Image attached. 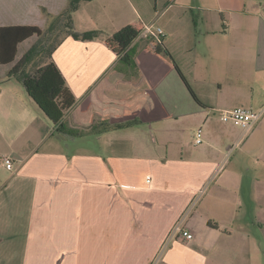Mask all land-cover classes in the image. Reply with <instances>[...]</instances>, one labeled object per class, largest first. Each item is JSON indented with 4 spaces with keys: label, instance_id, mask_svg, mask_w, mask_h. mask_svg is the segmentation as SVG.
Segmentation results:
<instances>
[{
    "label": "crops",
    "instance_id": "1",
    "mask_svg": "<svg viewBox=\"0 0 264 264\" xmlns=\"http://www.w3.org/2000/svg\"><path fill=\"white\" fill-rule=\"evenodd\" d=\"M72 1L0 0V27L62 30L52 60L77 99L63 123L93 127L76 137L59 132L19 75L8 76L38 37L19 45L15 62L0 65V264H264V114L246 132L222 120L223 110L241 107L227 98L207 104L196 93L200 103L187 106L185 83L169 62L143 64L136 56L133 65L105 43L166 14L163 47L187 79L175 48L186 44L182 26L196 45L207 36L211 44L240 37L224 47L228 53L256 39L263 57L264 0H79L73 9ZM160 4L166 10L158 15ZM86 32L96 38L73 36ZM142 41L154 54L143 36L135 49ZM252 86L232 96L261 111L263 66ZM185 119L196 122L194 138L204 129L206 147L197 152L184 142ZM93 135L97 150L74 148Z\"/></svg>",
    "mask_w": 264,
    "mask_h": 264
},
{
    "label": "rangeland",
    "instance_id": "2",
    "mask_svg": "<svg viewBox=\"0 0 264 264\" xmlns=\"http://www.w3.org/2000/svg\"><path fill=\"white\" fill-rule=\"evenodd\" d=\"M165 10L166 8H164L163 5L160 4L158 15H160ZM166 20L167 16L165 14L161 16L157 23H155V26L162 27L164 25L163 23ZM182 30L185 34L184 36L186 44L176 45L175 48L179 50L177 52L178 58L182 60L183 69L187 74V79L195 94L197 93L207 104H211L220 100L224 101L227 98V103L239 104L241 107L246 106L245 108H247V105L241 104L243 102L241 101V98H233L232 94H235L236 91L239 92V94L243 92H251L255 70L258 66L264 67V56L261 57V53L259 52L258 40L255 39V42L254 40L248 38V41L243 42L237 51L228 53L226 52L224 47L231 45V43H233V46H235L234 44H238V40L240 37L232 36V39L229 38L227 42L226 40H224V38H211V40H213V43L211 44L210 38L207 36L205 45H201L199 43L198 45H196L194 43V35L190 32L188 33V27L182 26ZM64 36L65 35L62 33V30H58L52 33H46V35L41 39L37 38L35 44L39 48H41V51L38 54L34 55L31 63H28L27 66L24 67V69H26V72H35L39 67L48 62L51 57V51L64 38ZM203 39L204 38L199 35L198 40ZM148 40L149 42L153 41L151 39ZM147 44V41H142L138 44L137 58L141 62H143V64H145L148 58L160 60V58L155 54L149 53L146 50L145 47L147 46ZM190 46H193L192 52H188V49H186ZM214 47H216V52L212 51ZM235 55H239V57L241 58L236 59ZM191 59L197 60V63H193V75L188 73L191 68L189 67L191 65ZM162 60H164V58H162ZM145 68L147 73H149V66L145 65ZM135 75H138L139 78H141L142 76L137 68ZM184 86L185 88L184 90L182 89V91L183 93H185L187 106H193V104L195 103V99L189 92L186 85ZM142 87H144L143 90L146 89L145 84H143ZM144 91H142V94H144ZM229 98H231V100H229ZM224 122H230L234 124L233 121L229 120H226ZM147 125L150 127L149 124ZM147 125L134 123L133 127L137 126L136 129L148 128ZM195 126L196 122L192 119H185L184 121H182L183 139L185 144L187 145V148L191 152H197L199 149H203L204 147H206V142H204L202 145H196L193 135ZM97 136H89L88 140L84 141L86 144H83V142L81 141L77 142L74 145V148L81 150L84 148V146L87 145L89 149L97 150ZM250 250L252 251V253H256V248H252ZM260 251L262 252V254H264V240L260 243Z\"/></svg>",
    "mask_w": 264,
    "mask_h": 264
},
{
    "label": "trees",
    "instance_id": "3",
    "mask_svg": "<svg viewBox=\"0 0 264 264\" xmlns=\"http://www.w3.org/2000/svg\"><path fill=\"white\" fill-rule=\"evenodd\" d=\"M79 0H73L72 9ZM65 16V14H64ZM68 23L71 18H68ZM47 32L42 31L37 26H13L0 27V65L11 64L16 61L18 47L21 43L37 36L41 39ZM143 33V25L134 23L121 29L119 32L109 36L105 43L107 47L116 54L120 59L137 64V49L133 46L134 42L140 38ZM77 39L91 40L96 38V33L86 32L83 34H73ZM60 42L57 44V46ZM153 49L151 50L158 57L164 58L169 62L179 73L193 98L200 103L195 92L191 88L189 81L184 76L178 64L175 62L172 54L167 48L163 47V39L156 43L151 41ZM56 46V47H57ZM55 47V48H56ZM55 48L51 51L50 60L43 66L39 67L33 74H22V69L33 60L34 55L41 51L36 44L25 54V56L14 66L8 74L9 77L18 76L25 85L30 97L34 100L41 111L50 119L57 130L68 137L79 136L88 128H69L63 123V119L67 111H69L77 102L76 96L66 83L64 76L56 63L52 60V54Z\"/></svg>",
    "mask_w": 264,
    "mask_h": 264
},
{
    "label": "built area",
    "instance_id": "4",
    "mask_svg": "<svg viewBox=\"0 0 264 264\" xmlns=\"http://www.w3.org/2000/svg\"><path fill=\"white\" fill-rule=\"evenodd\" d=\"M264 18V12L262 14ZM145 39H151L156 43L162 41L165 36V31L161 27H156L155 23L143 24V33L142 35ZM140 36V37H141ZM264 114V108L261 111H254L245 107H238L231 110H223L222 111V120L233 121L240 125V127L249 132L253 127L260 121ZM204 142V130L199 128L195 134V143L196 145H201ZM4 163L6 164L8 169L12 168V163L10 159H5ZM178 232L182 234L184 238L187 240H192L194 235L188 231L184 230L181 227H178Z\"/></svg>",
    "mask_w": 264,
    "mask_h": 264
}]
</instances>
